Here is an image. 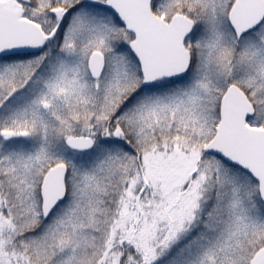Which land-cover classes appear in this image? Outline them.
<instances>
[{"label":"snow or ice","instance_id":"1","mask_svg":"<svg viewBox=\"0 0 264 264\" xmlns=\"http://www.w3.org/2000/svg\"><path fill=\"white\" fill-rule=\"evenodd\" d=\"M0 264H264V0H0Z\"/></svg>","mask_w":264,"mask_h":264}]
</instances>
